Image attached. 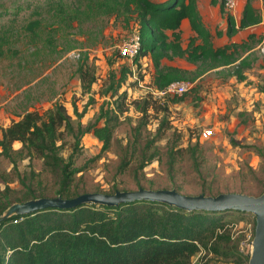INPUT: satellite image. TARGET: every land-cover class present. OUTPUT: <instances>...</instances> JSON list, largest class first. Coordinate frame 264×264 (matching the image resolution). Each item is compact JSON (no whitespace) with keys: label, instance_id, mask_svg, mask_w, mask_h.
I'll return each instance as SVG.
<instances>
[{"label":"trees","instance_id":"obj_1","mask_svg":"<svg viewBox=\"0 0 264 264\" xmlns=\"http://www.w3.org/2000/svg\"><path fill=\"white\" fill-rule=\"evenodd\" d=\"M212 4L216 5L217 1L213 0ZM98 9L106 15L123 14L128 22L133 19L138 24L140 49L133 63L140 67L141 59H151L154 68L151 87L157 91L173 82L192 81L220 68L228 69L226 76L241 82L245 80V71L251 68V62L242 58V54L253 49L255 37L248 35L241 43L215 48L212 35L197 11L196 0H99L89 4L82 13L93 17ZM184 21L194 32L186 48L181 46L180 28ZM260 23V14L247 0L240 11L237 28L228 16L226 35L230 37ZM116 56L119 57L118 52ZM174 59H184L197 69L189 72L162 62ZM108 64L112 67L114 61ZM96 70L86 55L78 61L75 73L84 92H89L97 81ZM131 75L127 64H123L118 77L113 70L108 73L100 95L115 98L114 108L104 102L93 121L82 123L87 106L94 102L89 98L81 111L73 105L72 116L61 103H55L44 115L26 112L1 131L0 156L8 161L10 170L0 175V264H192V258L201 250L212 254L216 261L248 264L250 251L240 252L241 236L231 240L227 226L232 220H249L254 235L255 219H247L246 213L235 210L184 211L161 203L135 201L114 207L84 204L72 209L47 208L2 219L14 205L42 199L71 200L84 194L113 195L140 189L179 193L174 183L171 189H159L148 180L143 183L146 169L162 157L171 182L183 153L189 155L197 176L202 178L197 144L178 148L179 136L169 125L170 105L180 102L188 93L160 100L147 94L131 102L138 117L130 127L127 142H117V173L128 171L136 190L119 189L117 184L105 191L79 185L76 176L82 170L74 165L82 138L91 134L102 144V150L109 148L120 116L126 111V93L119 95V91ZM154 122L157 127L151 132L148 126ZM14 144H19V148H13ZM31 155L41 160L52 181L51 187L33 177V172L27 175L19 170L18 162ZM13 183L15 186L11 187ZM202 183L199 195L207 197L245 192L222 191L206 186L205 181ZM259 184L257 195H245L260 196L264 182Z\"/></svg>","mask_w":264,"mask_h":264},{"label":"rangeland","instance_id":"obj_2","mask_svg":"<svg viewBox=\"0 0 264 264\" xmlns=\"http://www.w3.org/2000/svg\"><path fill=\"white\" fill-rule=\"evenodd\" d=\"M97 1L0 0V133L24 113L44 115L55 103H61L72 116L73 105L81 111L89 98L94 102L87 106L82 123L93 121L104 102L114 108L115 98L100 95L108 73L113 70L118 77L123 64H127L135 78L131 75L119 91V95L126 93V111L120 116L111 145L102 150V144L91 134L85 135L74 166L82 170L76 176L80 186L105 191L117 184L119 189L133 191L136 186L129 172L117 173V142H127L130 127L138 117L131 102L145 96L147 88L151 87L154 68L149 57L141 59L137 67L132 61L116 56L125 41L134 34L139 35L138 24L133 19L128 22L123 14L106 15L102 9L93 17L82 13ZM216 1L213 5V0H196L202 22L212 35V44L217 48L241 43L248 35H253V49L242 54V58L251 62V68L245 71V80L241 82L227 77L228 69L221 68L186 81L191 84L187 96L170 105L169 125L179 136L177 147L186 149L197 144L202 178L197 176L189 155L183 153L172 182L162 157L146 169L143 183L148 180L159 189H171L174 183L181 195L197 196L205 181L206 186L214 189L245 190L244 194L255 196L259 181L264 182V91L261 90L264 88V0H250L261 16V23L230 37L226 35L229 14L221 1ZM246 1L239 0V12ZM180 32L181 46L186 48L194 32L187 21L182 23ZM147 33L145 30L144 35ZM84 55L97 68V81L89 92L81 88L75 73ZM109 61H114L112 67ZM162 62L189 72L197 69L184 59ZM156 127L154 122L148 130L153 132ZM203 132H209L207 138ZM13 148L18 149L19 144H14ZM18 168L27 175L33 172V177L51 187L52 181L35 155L19 161ZM9 170L10 164L0 156V175ZM14 186L15 183L11 184ZM244 217L254 218L250 214ZM227 227L231 240L241 236L240 252L250 250L253 236L250 221L232 220ZM192 264L235 263L216 261L212 254L201 250L192 258Z\"/></svg>","mask_w":264,"mask_h":264},{"label":"water","instance_id":"obj_3","mask_svg":"<svg viewBox=\"0 0 264 264\" xmlns=\"http://www.w3.org/2000/svg\"><path fill=\"white\" fill-rule=\"evenodd\" d=\"M148 201L172 206L184 211L203 210L218 212L235 210L250 214L255 219L254 235L250 243V258L248 264H264V192L258 196L245 194H221L217 197L204 195L185 196L174 190H144L134 192H116L113 195L99 193L84 194L71 200L42 199L28 204H16L2 217L39 212L47 208L72 209L84 204H94L114 207L122 203Z\"/></svg>","mask_w":264,"mask_h":264},{"label":"built area","instance_id":"obj_4","mask_svg":"<svg viewBox=\"0 0 264 264\" xmlns=\"http://www.w3.org/2000/svg\"><path fill=\"white\" fill-rule=\"evenodd\" d=\"M221 4L226 13L231 16L236 24L237 28V21L239 18L240 12L238 11L239 7V0H221ZM140 49V40L137 34H134L131 38L124 42V44L117 49L119 57L124 58L125 60L132 61L137 56ZM132 77L135 78V74H132ZM138 86L141 87L140 83L138 82ZM191 88V84L186 81H178L169 84L165 89L161 91L155 90L153 87L147 88L145 92L150 94L152 98L156 100H160L165 96H182L183 94L187 93ZM143 96H140V98ZM205 138L209 135V132L202 133Z\"/></svg>","mask_w":264,"mask_h":264},{"label":"crops","instance_id":"obj_5","mask_svg":"<svg viewBox=\"0 0 264 264\" xmlns=\"http://www.w3.org/2000/svg\"><path fill=\"white\" fill-rule=\"evenodd\" d=\"M242 8H243V7H242ZM242 8H241V10H242ZM187 23H188V22H187ZM188 25H189V23H188ZM250 28H251V27H250ZM250 28H249V29H250ZM249 29H247V30H249Z\"/></svg>","mask_w":264,"mask_h":264}]
</instances>
